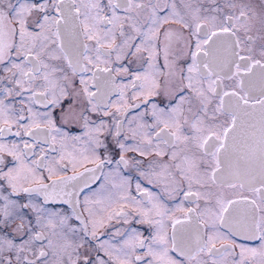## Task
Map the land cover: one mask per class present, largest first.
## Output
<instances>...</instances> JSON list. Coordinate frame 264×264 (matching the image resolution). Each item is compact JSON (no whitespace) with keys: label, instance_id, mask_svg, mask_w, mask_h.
<instances>
[{"label":"snow or ice","instance_id":"obj_1","mask_svg":"<svg viewBox=\"0 0 264 264\" xmlns=\"http://www.w3.org/2000/svg\"><path fill=\"white\" fill-rule=\"evenodd\" d=\"M5 61L16 95L59 116L32 107L25 116L0 99V137L15 125L33 139L0 142V166L4 153L15 161L0 167V264H264V0H0ZM153 97L162 99L150 114L128 118ZM72 125L83 134L63 130ZM40 133L47 149L36 156ZM112 143L117 167L104 173ZM130 152L151 158L140 171L149 184L182 194L175 208L140 182L141 199L132 194L119 166L144 160ZM9 188L44 203L18 204ZM50 200L71 212L50 211ZM129 217L150 236L117 229L119 247L98 245L107 259L81 252Z\"/></svg>","mask_w":264,"mask_h":264},{"label":"flooded vegetation","instance_id":"obj_2","mask_svg":"<svg viewBox=\"0 0 264 264\" xmlns=\"http://www.w3.org/2000/svg\"><path fill=\"white\" fill-rule=\"evenodd\" d=\"M132 59V58H129ZM128 61H125L127 63ZM11 65L5 61L3 63H0V99L5 100V104L9 105L13 110L19 112L21 108L24 109L23 114L27 116V109L29 107H32L33 111L36 112H41L44 113L46 111H51L53 114V118H57L59 116V110L52 108L49 106L48 108H45L42 104H33V102L29 99L31 96L30 92H21L20 95H16V92L20 91V89L14 84V82L11 79V73L6 72L5 68L10 67ZM132 70H136L137 65L132 64L131 65ZM120 81L117 80V83ZM27 87V85H26ZM11 88L13 89L12 95L11 96H5L4 90ZM112 99H116V95L113 94ZM161 97H153L151 98V102L145 104L143 101H140V106L139 108H134L130 109L128 115V118L130 119L134 115H138L141 112H148L149 114L151 113V103H161ZM132 101H130L131 103ZM168 101L164 100V104H167ZM163 106V104L161 105ZM95 119V116L93 117ZM99 121L97 120V123ZM151 122V121H148ZM22 123H27V120L22 121ZM58 126H59V121H57ZM69 128H71L70 135L78 136L82 135L84 129L80 125H72V126H64V131H69ZM20 131L21 135L17 136L16 132ZM43 133L38 134L40 137V142L37 143V148H36V156L39 155L40 148L43 147L47 149V145L43 143L42 138H43ZM131 134L129 133V140L128 143H132L130 139ZM109 140L111 138L109 137ZM24 141H27L28 143H33V139L25 136L23 133V130L19 129L17 126L13 125L12 129L10 132H6L3 137H0V142L2 143H7L11 145L12 143H17V144H23ZM4 165L0 166L3 167L4 170L6 171L7 168L13 167L15 164V161H13L12 157L7 155V153H4ZM52 155H56L55 153H52ZM108 155L112 159V163L110 165H106V167L103 169L104 173H107L110 169H116L117 165L115 161L119 159V149L115 146L114 143L111 144L109 148ZM127 159H132L135 157V159H143L144 164L142 165L141 169H137L132 163L128 165V167H124L123 165L119 166V171L120 173L129 178L131 181V191L134 196L137 197V199H141L139 195H137L136 190H135V185L137 182H140L142 187L148 188L149 191L157 194V195H163L162 193V187L157 184V183H152L149 184L148 180L145 179L140 175V171L143 170L147 166V161L150 160L151 158H140L137 153H126L125 154ZM35 156H29L28 160L35 159ZM88 167H92L93 165L89 164L86 165ZM69 175H71V170L68 172ZM44 175L46 176L47 173L44 172ZM97 175H100L98 172ZM103 179L98 181L96 184L91 185L92 191H95L96 189L99 188L100 183H103ZM0 184H3L2 181H0ZM27 186V185H25ZM8 186L6 184H3V188H7ZM0 191H3L0 189ZM3 195H7L10 197V199L16 200L18 204H27L29 201H32L35 204H41L44 203L43 197L37 193H24V192H19V193H12L11 189L9 188L6 192H3ZM91 195V193L88 190H85L84 193L81 194L80 200L83 202L84 197ZM164 202L170 207V208H175V206L180 203L183 200V196L178 195L175 197H168L167 195H163ZM2 203V201H0ZM186 207H191V204H185ZM46 207L50 211H61L65 213H70L71 212V205H68L64 203V201L60 200H50L46 202ZM22 215L27 219L31 220L33 226L35 225V214L32 211L31 208L28 209H21ZM86 215V214H85ZM177 215H180L177 213ZM138 221V218H133L129 217L128 218V223H124L123 220H113L111 222H108L104 227L98 229V234H99V239L98 240H93L91 237H87L85 241V247L81 249V252H84L85 250L88 251L90 256L94 259L96 255H99L100 257L107 259V257L104 255L103 250H98V245L102 241H110L112 244L116 245L119 247L125 237L118 236L116 235L117 229L121 233L125 232V230L128 231L129 234H131L132 230L134 229L136 232L141 233L144 237H149L151 232L153 231L147 224H141ZM75 222V221H74ZM17 223L19 221L17 220ZM77 227H79V222H75ZM9 231H11L9 229ZM80 235H83L80 233ZM240 242H246V241H240ZM138 254H143V250H141Z\"/></svg>","mask_w":264,"mask_h":264}]
</instances>
